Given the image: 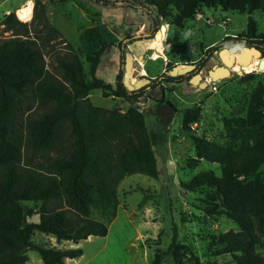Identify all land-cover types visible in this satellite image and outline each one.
<instances>
[{
	"label": "trees",
	"instance_id": "1",
	"mask_svg": "<svg viewBox=\"0 0 264 264\" xmlns=\"http://www.w3.org/2000/svg\"><path fill=\"white\" fill-rule=\"evenodd\" d=\"M96 2L104 7L117 5L109 0ZM143 3L156 10L151 22L170 20L178 28L203 9L264 13V0ZM33 10L29 23L18 20L14 12L0 22V33L8 34H0V264H27L31 251L39 254L42 264H66L67 259L82 257V249L48 248L32 239L36 233L52 236L58 243L104 238L118 214L120 183L136 174L153 179L159 176L146 115L140 109L152 95L145 87L129 91L122 72L115 86L97 76L109 43L88 58L87 72L78 51L49 22L41 0H34ZM260 38L256 21L249 17L245 35L226 37L224 43L260 45ZM58 42L63 49L56 48ZM193 61L189 48H183L176 62ZM174 66L168 63L167 71ZM94 90L131 106L126 112L96 107L90 100ZM200 119V109L185 112L184 130L191 131ZM225 126L238 145L224 146L194 137L196 157L189 162L191 168L203 160L219 164L221 175L201 172L184 188L215 189L225 215L238 227V231L212 238L220 247L214 257L228 256L229 264H264V173L259 171L264 165L262 84L254 91L246 116L226 119ZM239 130L243 132L239 134ZM25 203H40V208L37 212L27 210ZM93 210L106 221L94 219ZM34 215L39 221L28 222ZM166 257L173 264L193 261L190 248L179 242L176 227L168 249L155 251L151 264H163Z\"/></svg>",
	"mask_w": 264,
	"mask_h": 264
},
{
	"label": "rangeland",
	"instance_id": "2",
	"mask_svg": "<svg viewBox=\"0 0 264 264\" xmlns=\"http://www.w3.org/2000/svg\"><path fill=\"white\" fill-rule=\"evenodd\" d=\"M17 1L20 0H0V19L5 8ZM41 1L49 22L77 48L87 72L90 70L88 58L109 43L97 76L106 84L115 86L116 77L122 72L124 84L129 82L134 90L145 87L146 93L152 95L153 98L147 99L140 109L146 115L159 176L153 179L136 174L120 183L119 213L109 226L107 238L98 237L78 244L58 243L52 236L36 233L33 242L48 248L82 249L83 256L72 261H78L76 264H151L155 251L168 249L176 227L179 242L192 251L193 261L186 264H197L196 261L199 264H229L230 257L213 256L220 247L212 238L230 230L238 231L237 225L225 215L221 196L212 188L187 191L184 185L201 172L221 175L219 164L205 160L196 168L189 166L190 160L196 157L194 137H206L224 146L238 145L239 141L232 139L226 128L225 120L246 116L254 91L260 84L264 86V71L235 64L232 67V60L234 56L243 58L252 49L259 50L264 57V13L256 11L248 15L203 9L199 12L201 17L197 15L186 21L183 28H178L172 26L170 20L151 22L150 16L155 15L156 10L145 6L143 0H109L117 2L116 6L109 7L96 0ZM129 5L135 8L131 9ZM249 17L257 23L260 45L225 44L226 37L245 35ZM163 25L168 27L163 38L164 55L154 60V50L148 45L155 40L154 34ZM148 38L153 40L145 43V51L137 46V52L129 50L132 44ZM59 43L56 48L63 49L64 45ZM212 47L215 48L210 49ZM183 48H189L196 69L180 80H169L164 77L170 76L172 71H167L168 63L176 65ZM128 54L134 56L131 75L126 73L125 67ZM141 55L144 59H140ZM215 67L228 68L230 74L205 88L191 83V78L197 74L202 75L203 81L207 80ZM90 100L96 107L118 108L122 112L131 106L121 99L104 98L101 90L92 91ZM195 109H200V121L191 131L184 130L185 112ZM242 132L239 130V134ZM170 160L175 168L173 175L168 173ZM259 171L264 173V165ZM145 196L149 199L144 200ZM25 205L27 210L35 212L40 208V203ZM92 217L106 221L97 210H93ZM38 221V215L28 218V222ZM100 246L106 248L100 251ZM28 257L27 264H42L38 253L31 251ZM163 264L173 263L166 257Z\"/></svg>",
	"mask_w": 264,
	"mask_h": 264
},
{
	"label": "bare ground",
	"instance_id": "3",
	"mask_svg": "<svg viewBox=\"0 0 264 264\" xmlns=\"http://www.w3.org/2000/svg\"><path fill=\"white\" fill-rule=\"evenodd\" d=\"M33 7H34V3H32V1L30 0V2H28L24 7H21L19 9V11L17 12V17L20 21L22 22H30L32 20V16H33ZM158 35V36H157ZM155 37V40L150 43L148 45L149 49L154 50V53L152 55V59L154 60H158L160 59L164 54V44H163V38L165 36L162 35V33L160 32L159 34H157ZM251 52H246L244 57H233V60H235V65L237 66H242L245 68H255L258 71H264L260 69V59L258 58V54L255 50H250ZM238 56V55H237ZM238 59H244L246 60V63H236V60ZM192 68L190 66L185 65L184 69H180L179 67H177L174 71V75H177L181 72L186 73L187 71H190ZM215 74H211L210 77L203 81L201 80L199 82V84H195L197 86H200L201 88H205L207 87L209 84L213 83V82H218L217 80L227 76L230 74V70L228 68H220L218 67L217 69H215ZM146 73V72H144ZM133 82L135 83V81L133 80ZM132 85V84H131Z\"/></svg>",
	"mask_w": 264,
	"mask_h": 264
},
{
	"label": "water",
	"instance_id": "4",
	"mask_svg": "<svg viewBox=\"0 0 264 264\" xmlns=\"http://www.w3.org/2000/svg\"><path fill=\"white\" fill-rule=\"evenodd\" d=\"M167 30H168V27H167V25H163V26H161L160 27V30L158 31V32H161L162 33V35L163 36H165L166 34H167ZM158 32H156L155 34H154V36H153V38L157 35V33ZM153 38H148V39H146V40H144V41H140V42H138L136 45L135 44H132L131 46H130V48H129V50L131 51V52H137V47H139L140 49H142L143 51H145L146 50V48H145V43L147 42V41H151V40H153ZM137 46V47H136ZM252 50H255V49H252ZM256 52H257V54L259 55V58H260V69L261 70H264V57H263V55H262V53L259 51V50H255ZM133 55L132 56H130L129 54L128 55H126V64H125V67H126V73L128 74V75H131L132 74V68H133ZM238 58H240V57H238ZM140 59H144V56L143 55H141L140 56ZM236 61H240L239 63H246V60H244V59H238V60H236ZM234 64H235V60H232V67H234ZM185 65H187V66H190L192 69L190 70V71H187L186 73H184V74H177V75H174L173 73H174V71H175V69L177 68V67H183V66H185ZM194 69H196V66H195V64L194 63H177L176 64V67H174L173 69H172V71L170 72V76H172V77H176V76H181V75H186V74H189L192 70H194ZM215 69H216V67L213 69V71L211 72V74H215L216 72H215ZM202 80V75L201 74H197V75H195V76H193L192 78H191V83L192 84H199V82ZM126 87H127V89L129 90V91H133L134 89H133V86L131 85V84H129V82H127L126 84ZM167 167H168V173L170 174V175H173L174 173H175V168H174V164H173V162L170 160L169 162H168V165H167ZM177 180V179H176Z\"/></svg>",
	"mask_w": 264,
	"mask_h": 264
},
{
	"label": "crops",
	"instance_id": "5",
	"mask_svg": "<svg viewBox=\"0 0 264 264\" xmlns=\"http://www.w3.org/2000/svg\"><path fill=\"white\" fill-rule=\"evenodd\" d=\"M32 1V3H34V0H31ZM28 2H30V0H20V1H17L16 3H14V4H11L10 3V5L7 7V8H5V10H4V12H3V17L0 19V22L3 20V18H4V16L5 15H8V14H10L11 12H14L15 14H17V12L19 11V9L21 8V7H24ZM34 8V7H33ZM32 18H33V16H32ZM31 22V21H30ZM26 23H29V22H26ZM144 26H145V23H144ZM61 31V30H60ZM61 33H62V31H61ZM135 33V30L131 33V35L132 34H134ZM68 40V39H67ZM121 40V39H120ZM119 40V41H120ZM69 41V40H68ZM70 42V41H69ZM72 44V43H71ZM72 46L77 50V48L72 44ZM91 96V95H90ZM118 213H119V210H118ZM116 220V219H115ZM114 220V221H115ZM113 221V222H114ZM112 222V223H113ZM112 225V224H111ZM108 237V235L105 237V238H107ZM94 238H98V237H89L87 240H84V241H87V242H90V241H92V240H94ZM104 244H106V243H104ZM102 245V244H101ZM106 247L105 246H100L99 247V250L100 251H103L104 249H105ZM73 260H75V259H67L66 260V264H69V263H73V264H76V262L78 263V261H75V262H72Z\"/></svg>",
	"mask_w": 264,
	"mask_h": 264
},
{
	"label": "built area",
	"instance_id": "6",
	"mask_svg": "<svg viewBox=\"0 0 264 264\" xmlns=\"http://www.w3.org/2000/svg\"><path fill=\"white\" fill-rule=\"evenodd\" d=\"M198 16H199V15H198ZM199 17H201V16H199ZM233 37H235V38H236L237 36H233ZM196 125H197V124H195V126H196Z\"/></svg>",
	"mask_w": 264,
	"mask_h": 264
},
{
	"label": "flooded vegetation",
	"instance_id": "7",
	"mask_svg": "<svg viewBox=\"0 0 264 264\" xmlns=\"http://www.w3.org/2000/svg\"><path fill=\"white\" fill-rule=\"evenodd\" d=\"M261 51H263L262 49H261ZM264 52V51H263Z\"/></svg>",
	"mask_w": 264,
	"mask_h": 264
}]
</instances>
